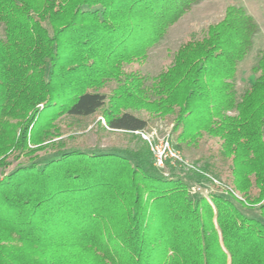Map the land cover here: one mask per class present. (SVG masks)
I'll return each instance as SVG.
<instances>
[{
    "label": "trees",
    "instance_id": "obj_1",
    "mask_svg": "<svg viewBox=\"0 0 264 264\" xmlns=\"http://www.w3.org/2000/svg\"><path fill=\"white\" fill-rule=\"evenodd\" d=\"M200 1L0 0V168L21 158L0 177V264H264V49L255 79L235 85L258 23L229 4L157 74L139 69ZM99 110L135 148L53 140L59 117ZM156 121L181 152L214 138L223 186L241 197L190 192L218 178L212 162L215 175L160 173L134 134Z\"/></svg>",
    "mask_w": 264,
    "mask_h": 264
},
{
    "label": "rangeland",
    "instance_id": "obj_2",
    "mask_svg": "<svg viewBox=\"0 0 264 264\" xmlns=\"http://www.w3.org/2000/svg\"><path fill=\"white\" fill-rule=\"evenodd\" d=\"M229 4H236L244 6L247 11L254 17L258 23L259 30L254 36L253 45L244 59L238 64L236 71V89L238 92L249 85L256 77L252 72V65L255 63L259 52L264 49V0H201L199 3L192 6V8L182 15L166 32L161 41L148 51V56L145 62L139 66L140 71L152 76L157 74L161 68L169 64L174 50L183 41L193 36H200L206 25L210 22L217 21L222 18L225 8ZM137 67V66H134ZM106 90V89H104ZM147 116L145 113H140ZM98 122L105 126L104 119L101 116V111H97L91 116L85 118H76L69 116H61L55 120V123L60 126L61 135L53 138L54 141L62 140L65 147H77L88 150H109V149H133L136 147V140L129 134L117 131H110L102 129ZM172 124L169 122H151L149 126L148 139L140 133H134L145 141L154 155L150 146H154L156 154L162 152L166 141L170 144V150L173 149L179 152V159H171L165 157L163 165L155 163L154 165L159 168L160 173L165 176L178 175L181 177L189 178L197 172L199 168L206 167L205 161L215 164L217 172L211 171L206 167L208 172L216 173L217 177L212 176L211 182L207 180L204 183L200 181H192L190 183V192L199 193L209 197L210 192L226 193V188L232 195L241 197V194L234 190L231 186L225 188L224 184L228 182L225 178L223 169L220 166L224 162L218 155V144L214 138L204 139L198 148L188 149L186 152H181L178 148L171 143L170 130ZM264 136V126H263ZM173 148V149H172ZM52 150L43 153L38 151L42 156L49 155ZM154 157V156H153ZM20 159H14L6 168H0V177L3 173H7L15 167ZM169 162L168 165L165 162ZM225 164V163H224ZM169 166L173 168L170 169ZM226 166V165H225ZM221 169V170H220ZM201 170V169H200ZM199 170V171H200ZM205 170V169H204ZM201 172V171H200ZM214 172V173H213ZM202 173V172H201ZM204 174V173H203ZM208 177V174H204ZM215 175V174H214ZM215 179L216 182L213 180ZM227 191V192H228ZM243 212L247 215L259 217L257 207L246 208L240 206Z\"/></svg>",
    "mask_w": 264,
    "mask_h": 264
},
{
    "label": "built area",
    "instance_id": "obj_3",
    "mask_svg": "<svg viewBox=\"0 0 264 264\" xmlns=\"http://www.w3.org/2000/svg\"><path fill=\"white\" fill-rule=\"evenodd\" d=\"M135 133H140V134H142L143 136H145V138L146 139H148V136L147 135H145V134H149V132H139V131H136ZM151 147V149H152V151H153V153H154V161H155V163H157V164H159V165H163V163H164V160H165V157H167L168 156V158H171V159H179L180 158V156H179V152L178 151H176V150H174L173 148V150L171 151L170 150V144L168 143V141H166V143H165V147H164V149H163V151L162 152H158L157 154H156V150H155V148H154V146L152 145V146H150ZM164 159V160H163ZM215 182H216V180L215 179H213Z\"/></svg>",
    "mask_w": 264,
    "mask_h": 264
}]
</instances>
